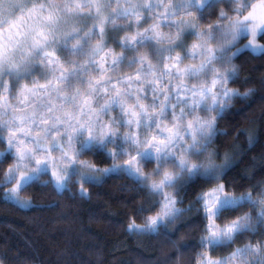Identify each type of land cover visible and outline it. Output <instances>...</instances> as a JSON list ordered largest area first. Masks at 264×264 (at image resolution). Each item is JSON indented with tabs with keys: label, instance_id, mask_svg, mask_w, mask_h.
Here are the masks:
<instances>
[{
	"label": "clouds",
	"instance_id": "1",
	"mask_svg": "<svg viewBox=\"0 0 264 264\" xmlns=\"http://www.w3.org/2000/svg\"><path fill=\"white\" fill-rule=\"evenodd\" d=\"M261 3L0 0V198L118 182L141 264H264Z\"/></svg>",
	"mask_w": 264,
	"mask_h": 264
},
{
	"label": "trees",
	"instance_id": "2",
	"mask_svg": "<svg viewBox=\"0 0 264 264\" xmlns=\"http://www.w3.org/2000/svg\"><path fill=\"white\" fill-rule=\"evenodd\" d=\"M259 62L249 65L255 81ZM245 109L264 127V86ZM113 182L91 199L40 190L35 208L0 198V264H141L156 256L154 241L126 230L127 194Z\"/></svg>",
	"mask_w": 264,
	"mask_h": 264
},
{
	"label": "snow or ice",
	"instance_id": "3",
	"mask_svg": "<svg viewBox=\"0 0 264 264\" xmlns=\"http://www.w3.org/2000/svg\"><path fill=\"white\" fill-rule=\"evenodd\" d=\"M255 14H256V17L258 19H260L261 21H264V0H262L261 5H259L257 7ZM129 163H130V161H129ZM150 219H151V221H152L153 224L156 222V218L155 217H151Z\"/></svg>",
	"mask_w": 264,
	"mask_h": 264
}]
</instances>
